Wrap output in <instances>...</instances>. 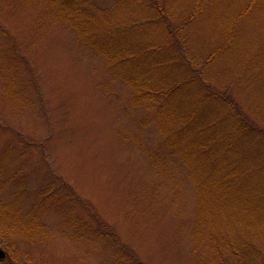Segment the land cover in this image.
<instances>
[{"label":"rangeland","instance_id":"1","mask_svg":"<svg viewBox=\"0 0 264 264\" xmlns=\"http://www.w3.org/2000/svg\"><path fill=\"white\" fill-rule=\"evenodd\" d=\"M53 1L0 0V264H264V200L246 212L239 189H207L196 170L210 174L214 158L165 106L185 115L181 94L144 101L125 78L130 61L104 53L114 40L163 42L167 18L180 26L196 0H84L97 23L85 40L84 21L59 18ZM234 1H213L182 33L194 54L225 45L224 15L248 4ZM260 5L208 75L258 127L227 171L240 163L236 179L264 187ZM145 19L155 21L131 27Z\"/></svg>","mask_w":264,"mask_h":264},{"label":"trees","instance_id":"2","mask_svg":"<svg viewBox=\"0 0 264 264\" xmlns=\"http://www.w3.org/2000/svg\"><path fill=\"white\" fill-rule=\"evenodd\" d=\"M54 1L53 5L58 9L59 18H75L81 23L84 21L82 24L83 30L80 31V37L83 40L93 34L92 30L96 32L95 26H97V23L89 19L84 6L80 3L84 0ZM213 1L219 0H196L183 24L174 27V29H171L170 19L167 18V25L163 27L166 39L159 44L155 42L135 44V42L129 41V35H127L124 38H127L128 41L126 39L125 41L114 40L117 43L115 47L108 48L104 53L114 62L130 61L135 75L130 74L129 76L126 73L125 78L131 80L136 96L139 94L146 98L144 101L163 107L159 102L181 94L179 100L183 101L182 104L187 108L184 112L182 111L185 107L182 108L181 112L185 115L173 113L176 108L174 103L165 106L170 111L168 114L169 119L175 121V125H186L187 130L192 127L198 130L196 132L200 133L197 137L201 148L203 146L208 147L206 148L208 156L214 158L215 166L210 174L209 171L203 170V168L196 170L206 177L202 183L207 189L212 186L213 190L225 193L228 199V195L239 189L238 194L241 196L239 204L246 212H250L254 207L260 208L263 206L264 187L260 184L258 186L256 181H248L245 184L243 179H236L240 178L238 174L242 172L240 163L233 164L237 166L232 167L229 171L226 167H230V159L233 158L234 151L238 149V144L249 136L250 132L258 135V127L248 121L233 97L217 89L218 87L208 75V69L218 58L225 56L231 45L234 44L233 38L237 35V31L244 20L254 13L252 11L254 7H257V1L261 3L260 6L264 7V2H262L264 0H247L248 4L244 8L241 9L237 5L232 8L233 10L231 9L230 12L224 15V18L227 16V31L230 35L226 39L225 45L222 43L216 47L214 46L206 53L194 54L192 42L189 37L187 42V37L182 33L198 21L205 7H209ZM236 1L233 3L237 4ZM226 2L227 0H222L223 5ZM256 10L258 9L256 8ZM84 13L85 15H83ZM153 21L147 19L140 22L136 21L131 24V27H137V30H139L141 28L138 25L148 26ZM126 28L124 26L122 30L124 31ZM139 40L142 41V39ZM142 61H145L148 65H145V62ZM142 67L144 69L141 71ZM193 88L197 93L192 91ZM223 120H227L226 122L229 125L226 129L222 127ZM245 121L252 125L246 124ZM208 132L211 133L210 136H208ZM252 148L251 144L248 149L243 150L240 153L241 159L249 158ZM235 158L236 155L233 158L234 161H236ZM237 160L242 162L240 159ZM242 173L245 175L244 171ZM196 177L198 178V175ZM243 185L245 187L242 189ZM227 191H230V193H227ZM246 217H249V215H246Z\"/></svg>","mask_w":264,"mask_h":264},{"label":"water","instance_id":"3","mask_svg":"<svg viewBox=\"0 0 264 264\" xmlns=\"http://www.w3.org/2000/svg\"><path fill=\"white\" fill-rule=\"evenodd\" d=\"M7 258L6 252L0 248V261H3Z\"/></svg>","mask_w":264,"mask_h":264}]
</instances>
